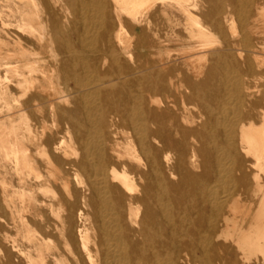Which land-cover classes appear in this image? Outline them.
Segmentation results:
<instances>
[{"label":"bare ground","instance_id":"bare-ground-1","mask_svg":"<svg viewBox=\"0 0 264 264\" xmlns=\"http://www.w3.org/2000/svg\"><path fill=\"white\" fill-rule=\"evenodd\" d=\"M0 264H264V0H0Z\"/></svg>","mask_w":264,"mask_h":264}]
</instances>
